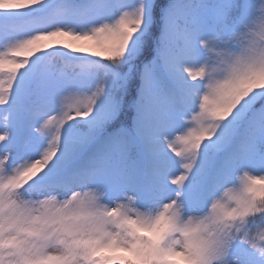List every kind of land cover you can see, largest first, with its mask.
<instances>
[{"label": "snow or ice", "instance_id": "1", "mask_svg": "<svg viewBox=\"0 0 264 264\" xmlns=\"http://www.w3.org/2000/svg\"><path fill=\"white\" fill-rule=\"evenodd\" d=\"M0 264H264V0H0Z\"/></svg>", "mask_w": 264, "mask_h": 264}]
</instances>
